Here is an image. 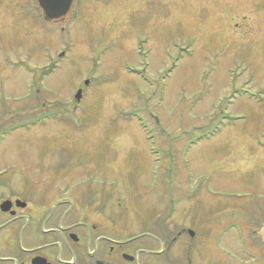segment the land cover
Listing matches in <instances>:
<instances>
[{
	"label": "rangeland",
	"instance_id": "1",
	"mask_svg": "<svg viewBox=\"0 0 264 264\" xmlns=\"http://www.w3.org/2000/svg\"><path fill=\"white\" fill-rule=\"evenodd\" d=\"M35 6L0 0L7 190L9 181L16 190L58 180L59 202L69 188L81 198L90 187L138 229L149 206L170 216L176 186L170 227L198 225L196 205L204 227L239 213L264 228V0H73L59 23L44 22ZM55 102L70 107L63 118L52 117Z\"/></svg>",
	"mask_w": 264,
	"mask_h": 264
},
{
	"label": "flooded vegetation",
	"instance_id": "2",
	"mask_svg": "<svg viewBox=\"0 0 264 264\" xmlns=\"http://www.w3.org/2000/svg\"><path fill=\"white\" fill-rule=\"evenodd\" d=\"M33 11L37 14L39 10L35 6ZM55 103L51 109L54 119L58 113L62 114L59 109L66 112L71 107V112L77 111V106ZM33 181V188L22 185L16 190L12 181L9 190L5 183H0V264H181V248L183 264H191L190 258L196 264H264V228L254 219L247 224L246 214L244 217L229 214L231 219L224 226L221 223L227 217L212 216L210 226L221 220L220 226L207 228L206 216L195 205L192 221L196 220L198 225L191 222V228L170 227L168 218L178 212L182 198L176 186L168 190L172 200L170 216L161 218L149 206L150 211L137 229L132 227L135 225L131 220L124 218L123 212L116 210L114 203L101 199L98 190L89 187L84 197L78 198L69 188L72 196L56 202L61 181L37 178ZM49 206L51 209L45 212ZM94 215L109 222L106 226L94 223L91 220ZM40 219L42 222L37 224ZM231 232L235 244L229 246L224 241ZM53 236L59 241L48 240ZM182 237L187 238L186 245ZM206 244H210L209 250L202 251Z\"/></svg>",
	"mask_w": 264,
	"mask_h": 264
},
{
	"label": "water",
	"instance_id": "3",
	"mask_svg": "<svg viewBox=\"0 0 264 264\" xmlns=\"http://www.w3.org/2000/svg\"><path fill=\"white\" fill-rule=\"evenodd\" d=\"M42 17L46 22L59 23L63 21L70 10L72 0H37ZM80 92L75 96L80 100Z\"/></svg>",
	"mask_w": 264,
	"mask_h": 264
}]
</instances>
